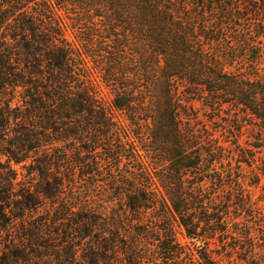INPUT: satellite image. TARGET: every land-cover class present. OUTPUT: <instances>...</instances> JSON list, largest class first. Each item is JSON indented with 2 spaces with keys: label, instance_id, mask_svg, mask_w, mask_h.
I'll use <instances>...</instances> for the list:
<instances>
[{
  "label": "trees",
  "instance_id": "1",
  "mask_svg": "<svg viewBox=\"0 0 264 264\" xmlns=\"http://www.w3.org/2000/svg\"><path fill=\"white\" fill-rule=\"evenodd\" d=\"M252 149L264 0H0V264H264Z\"/></svg>",
  "mask_w": 264,
  "mask_h": 264
},
{
  "label": "rangeland",
  "instance_id": "2",
  "mask_svg": "<svg viewBox=\"0 0 264 264\" xmlns=\"http://www.w3.org/2000/svg\"><path fill=\"white\" fill-rule=\"evenodd\" d=\"M93 78L99 89L100 96L102 97V100L105 106L107 107V109L110 111V113L114 116L115 119H117L118 121H122V120L124 121L123 115L112 108L113 95L111 94L109 88H107L104 85L103 81L99 78V76L93 74ZM192 106L194 107L196 112L195 116H199V119L197 121L198 124L197 126H199L200 130H202L203 132L202 134H203L204 144L206 146L208 145V143L210 142L209 136H211L212 141H214L217 144L218 142L221 143V145L224 147L225 153L227 154L230 153L234 147L232 145H229L228 141L231 140L232 143H235V141H233V138L231 137V133H230L231 130L227 129L226 132H224V130L218 132V128H220V124L219 123L211 124L204 119L205 115H204V111L201 108V104L197 101H194L192 102ZM235 114L237 113L235 112ZM242 120L243 121L246 120V122H249L248 119L246 118H243ZM254 129L255 128H251L250 126L244 127L239 144H241L242 146H247V147L249 146L251 148V146L254 144L253 141ZM252 150L253 151H251L250 154L256 157L255 161L251 162L249 166L243 164V166L241 167L242 171H238V172H241L242 182L250 197L254 201H256L260 206L264 207V176L258 173V168H260L259 165L261 162L259 158L262 155V153L254 149ZM6 161L7 158L5 156L0 155V168H2L3 166H5V164H7ZM23 165L24 163L16 165L13 162H10V166L18 173V178L22 180H24L23 176L27 175L26 170L22 168ZM229 165L230 164H226L227 167H229ZM232 165L235 168H237V162L233 161ZM235 171L237 172V169ZM251 221L252 219H249V222ZM14 223L15 225L11 226L10 228L8 227L9 229L8 228L7 229L12 231L18 228V224L20 222L17 220L14 221ZM178 232L180 233V235H182L181 230H178ZM180 239L182 242L186 241L182 236H180ZM189 247L192 248V246L190 245Z\"/></svg>",
  "mask_w": 264,
  "mask_h": 264
}]
</instances>
